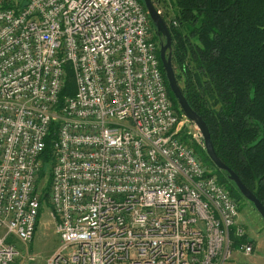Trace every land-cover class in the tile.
I'll use <instances>...</instances> for the list:
<instances>
[{"label": "built area", "instance_id": "2783aa9c", "mask_svg": "<svg viewBox=\"0 0 264 264\" xmlns=\"http://www.w3.org/2000/svg\"><path fill=\"white\" fill-rule=\"evenodd\" d=\"M68 72L75 92L57 111ZM186 120L138 0H0V264L32 242L44 206L59 241L46 264L251 255L249 242L232 247V229L244 236L238 205L181 140ZM52 123L53 163L40 181Z\"/></svg>", "mask_w": 264, "mask_h": 264}, {"label": "trees", "instance_id": "16d2710c", "mask_svg": "<svg viewBox=\"0 0 264 264\" xmlns=\"http://www.w3.org/2000/svg\"><path fill=\"white\" fill-rule=\"evenodd\" d=\"M172 1L175 13L174 20L170 21L176 25L169 26L168 30L172 60L183 78L184 89L180 90L191 109L207 125L218 159L264 207V0ZM157 38L155 30L154 43ZM158 62L166 83L159 58ZM176 79L178 84L177 76ZM74 92L68 72L57 111L63 98L73 96ZM167 92L176 113L183 115L168 87ZM56 128L52 123L45 138L40 155V181L49 178ZM180 136L196 153L190 136L184 130ZM201 148L205 156L203 164L229 191L239 212V201L244 198ZM47 188L48 185L42 190V201L47 200ZM233 232L234 229L231 231L234 250L246 242L253 244L246 234L236 238Z\"/></svg>", "mask_w": 264, "mask_h": 264}, {"label": "rangeland", "instance_id": "374dc122", "mask_svg": "<svg viewBox=\"0 0 264 264\" xmlns=\"http://www.w3.org/2000/svg\"><path fill=\"white\" fill-rule=\"evenodd\" d=\"M151 2L154 8L159 11L160 16L163 18L166 26L169 28L171 22L170 20H174L175 12L174 8H172L173 1L151 0ZM150 26H152L151 33L153 37L155 35V28L151 21ZM155 44L159 55V48L162 45H165L164 38L158 35ZM166 54L168 53L166 52ZM171 63L175 78L176 76L178 77L179 88L184 89L183 78L178 70V65L172 60V53ZM184 132L187 136H190V143L197 149L195 155L203 164V157L205 158L204 154L201 152V147L203 145H199L197 138H195L196 140L192 138V135H199L198 130L194 125H192L188 120H186V122L184 123ZM210 171L212 172V170ZM239 206L240 209L237 224L242 229L243 233L247 235V238L253 242V252L249 256H244L240 252L234 251L232 253L231 260L228 262V264H264V221L256 212L253 205L245 199H241L239 201ZM58 247L59 241L55 233V224L50 217L49 208L47 206H44V208H42L41 210L40 219L38 221L37 229L32 242L26 245L21 244L19 242L16 244V249L19 253V258L15 261L14 264H46L47 259L51 257V255L58 249ZM31 256L34 258L33 261H29L28 259Z\"/></svg>", "mask_w": 264, "mask_h": 264}, {"label": "water", "instance_id": "95a60500", "mask_svg": "<svg viewBox=\"0 0 264 264\" xmlns=\"http://www.w3.org/2000/svg\"><path fill=\"white\" fill-rule=\"evenodd\" d=\"M144 8L147 12V15L152 22L157 34L164 38L165 45H162L159 48V61L161 63L165 79L167 82V87L169 91L173 95L174 99L177 102V105L185 118L196 127L199 132V135L202 140L204 151L208 157V159L213 163V165L220 171H223L227 174V178L230 182L234 184L240 195L249 203H251L256 210V212L260 215L262 220L264 221V207L262 204L256 199V197L245 187V185L240 181L237 175L230 170L225 164H223L214 151L210 133L207 125L202 120L200 116H198L189 106L186 101L184 95L182 94L173 71L172 63H171V44L172 40L170 37V33L168 27L166 26L163 18L154 8L151 0H142ZM166 52L168 54H166Z\"/></svg>", "mask_w": 264, "mask_h": 264}, {"label": "crops", "instance_id": "0c3cea01", "mask_svg": "<svg viewBox=\"0 0 264 264\" xmlns=\"http://www.w3.org/2000/svg\"><path fill=\"white\" fill-rule=\"evenodd\" d=\"M1 234H2V230L0 229V236H1Z\"/></svg>", "mask_w": 264, "mask_h": 264}]
</instances>
